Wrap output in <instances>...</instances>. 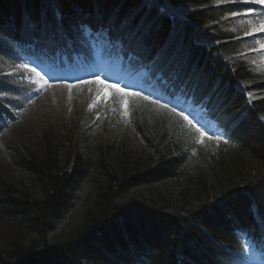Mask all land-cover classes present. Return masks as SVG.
<instances>
[{
	"label": "trees",
	"instance_id": "obj_1",
	"mask_svg": "<svg viewBox=\"0 0 264 264\" xmlns=\"http://www.w3.org/2000/svg\"><path fill=\"white\" fill-rule=\"evenodd\" d=\"M263 17L241 0H0V264H247L244 239L264 247ZM100 44L151 92L204 108L228 142L199 144L138 90L128 127L52 118L11 135L35 94L26 55L74 73L72 54L92 65Z\"/></svg>",
	"mask_w": 264,
	"mask_h": 264
},
{
	"label": "rangeland",
	"instance_id": "obj_2",
	"mask_svg": "<svg viewBox=\"0 0 264 264\" xmlns=\"http://www.w3.org/2000/svg\"><path fill=\"white\" fill-rule=\"evenodd\" d=\"M245 1H250L256 5L264 6V0ZM245 1L244 3H246ZM260 26L261 23H259L257 27L253 28V33L264 32L259 30ZM262 44H264V42ZM261 51L264 52V48H261ZM260 55H262V53ZM96 76H99L100 79L109 83H122L125 80L126 82H131L133 84L134 81L132 80L134 76L122 80V78H118L116 75H111V73L106 72L105 70H102L101 72L99 70L93 72L91 75L89 74L88 77H85V72H83L80 77L82 80H79L74 84L67 85L66 83H63L54 86L53 83L45 77V70L40 69L39 75L34 73L31 76L32 80L27 79V81L31 83L32 88L35 90V94L30 101L25 102L19 113L18 111L13 113L15 114V120L9 123L10 134L14 136L13 133H19V135L29 133L44 119L52 118L57 121H65L67 119V121L72 122L71 124L73 126L76 124L83 125L85 123V129L88 131H96L100 129L101 121L99 122L98 119H101L102 121L113 120L118 121L119 123H121V119H123L126 123H128L129 115L127 106L125 109V107H118V105H116V102L113 101L112 89L96 83H81L82 81H91ZM108 77L112 78L109 79ZM46 81L47 83H45ZM33 82L36 83V86L32 84ZM69 85H72V87L69 88ZM98 95L100 96V99L97 102ZM105 96H107V99H105ZM90 105L94 106L90 108ZM188 109H186L184 113L188 117L189 121L194 122L199 113H195L193 115ZM125 110L127 114H125ZM86 113L94 116L95 119L91 122L87 118L83 119V121L82 119L77 120L79 115L82 116ZM200 123L199 127L201 132L204 133L200 139L204 144L210 143V145H212L218 141L216 139L217 136L222 137V134L214 124H208L207 122ZM9 137L11 136L8 135V138ZM6 138V135H4V137H0V140H2L1 142L8 139ZM72 196L75 197L76 195L72 194ZM67 216L68 212L65 213L61 219L57 220L55 229L52 232L53 236H58L64 229ZM61 221H63V223H61ZM260 263L264 264V260H260Z\"/></svg>",
	"mask_w": 264,
	"mask_h": 264
},
{
	"label": "snow or ice",
	"instance_id": "obj_3",
	"mask_svg": "<svg viewBox=\"0 0 264 264\" xmlns=\"http://www.w3.org/2000/svg\"><path fill=\"white\" fill-rule=\"evenodd\" d=\"M233 15H236V13H233ZM259 30L260 31H264V22L261 23V26H260ZM261 48H264V44L261 45ZM24 67L27 68L28 66L24 65ZM32 71H35V69H32ZM37 75H39V73H37ZM45 83H47V81ZM81 83H96V84H99V85H103V86H105V87H107L109 89H113L114 92L116 94H118L122 98V107H125V109H126V105H127L128 101H127V99H124V98L133 97V96L139 97L141 95V93H139V92H135V91H132V90H126L124 87H117L115 84H112V83L106 82L103 79H100L99 76L94 77L93 80H91V81H82ZM42 87H43V85H42ZM71 87H72V85H69V88H71ZM99 99H100V96L98 95L97 96V102L99 101ZM105 99H107V96H105ZM143 99L144 100H149L150 97L144 96ZM152 103H157V101L152 100ZM93 106L94 105H90L89 107L91 108ZM162 107H167V106L166 105H162ZM173 111H175V109H173ZM125 114H127L126 110H125ZM180 115L183 116V113H180ZM183 118L185 120H188L187 116H183ZM188 122H189V124H191V121H188ZM203 135H204V133L201 132V136H203ZM221 138L222 137H219V136L216 137L217 140H220ZM224 142L227 143L228 141L225 140ZM249 247H251V245H249L248 242L245 241L244 242V249L247 250V248H249Z\"/></svg>",
	"mask_w": 264,
	"mask_h": 264
}]
</instances>
